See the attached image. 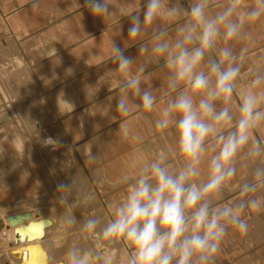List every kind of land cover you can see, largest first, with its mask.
Here are the masks:
<instances>
[{
	"label": "clouds",
	"instance_id": "1",
	"mask_svg": "<svg viewBox=\"0 0 264 264\" xmlns=\"http://www.w3.org/2000/svg\"><path fill=\"white\" fill-rule=\"evenodd\" d=\"M85 6L96 17L113 13L108 0H85ZM120 13L130 21L127 38L132 42L126 48L111 41L117 68L107 73L117 79L120 93L115 109L125 116L135 109L174 144L121 177L127 190L121 201L109 204L113 218L78 221L71 214L64 223H81L84 238L96 237L106 249L125 244V264H216L230 228L247 234L245 210L264 206L260 198L224 202L242 157L257 162L252 176L264 182V138L253 135L264 128V55L249 61L255 42L250 26L264 27V0H216L214 5L187 0V6L183 0H143L139 13L123 7ZM242 41L247 43L237 51ZM132 47L144 57L138 64L137 56L125 54ZM53 55L56 65L62 63L55 48ZM152 64L167 69L159 97L163 106L154 119L144 115L156 112L158 102L150 84ZM65 75H74V69L66 68ZM85 95L94 99L87 88ZM57 105L61 115L75 109L63 91ZM120 127L127 134L128 123ZM43 143L55 148L58 142L49 137ZM256 187L248 182L240 191L247 194ZM70 188L61 184L58 192ZM57 204L69 206L63 196ZM66 256V264L116 260L111 251L80 245L70 247Z\"/></svg>",
	"mask_w": 264,
	"mask_h": 264
},
{
	"label": "crops",
	"instance_id": "2",
	"mask_svg": "<svg viewBox=\"0 0 264 264\" xmlns=\"http://www.w3.org/2000/svg\"><path fill=\"white\" fill-rule=\"evenodd\" d=\"M108 2L113 13L100 18L90 12L85 0H0V216L22 211L23 206L55 190L72 206L86 204L88 216L101 208L95 206L97 193L103 208L100 217L111 218L106 198L112 190H127L119 183L121 177L134 173L151 153L173 146L171 137L154 132L135 109L127 116L115 109L120 93L117 79L107 73L117 68L111 57V41L126 48L132 42L127 38L130 21L120 8L139 13L143 0ZM183 3L187 6V0ZM210 3L214 5L216 0ZM250 30L255 41L249 51L251 62L264 55V27L256 24ZM245 43L237 44V51ZM54 48L62 61L59 65ZM125 54L137 56V64L144 59L135 47L126 49ZM68 67L74 69L70 77L65 75ZM148 70L158 102L156 112L144 115L154 119L163 106L159 97L167 69L152 64ZM86 88L94 97L91 101L86 98ZM61 91L75 104L74 111L64 115L57 105ZM61 109L67 111L63 105ZM17 120L22 131L15 132L12 126ZM122 122L129 125L127 134L120 127ZM35 123H39V132L30 130ZM253 135L264 138V128ZM49 137L58 142L55 148L44 145ZM256 164L250 158L238 161L225 203L264 200V182L252 176ZM248 182L256 184V191L244 194L240 186ZM61 184L71 188L59 193ZM83 187L90 190L87 195H79ZM100 188L111 192L103 195ZM243 216L249 225L247 234L230 228L216 264H264V206L246 209ZM9 256L11 264H19L10 252Z\"/></svg>",
	"mask_w": 264,
	"mask_h": 264
},
{
	"label": "rangeland",
	"instance_id": "3",
	"mask_svg": "<svg viewBox=\"0 0 264 264\" xmlns=\"http://www.w3.org/2000/svg\"><path fill=\"white\" fill-rule=\"evenodd\" d=\"M1 40L2 37H0V46H1ZM3 48L0 47V52ZM36 124L30 126V130L34 132H38L36 128ZM12 131H22V124L19 123V121H16V124L12 126ZM84 177V174H79V177ZM88 189L83 187V189H79V195H87ZM99 191L101 194H108L111 192V189L108 188H100ZM68 194L66 196H70L69 191H67ZM126 190H112L110 196H108L107 203H113L121 201L125 196ZM94 196L96 197V207L100 205V209L96 210V213L94 216L99 215L102 216L101 212H103L102 204L100 203L99 199L97 198V193H94ZM57 197H60V194H58L55 190H53L47 197H43L42 199L37 198L33 201L32 205L23 206L21 210L23 209H31L32 212H36L37 214H43V215H50L54 219L55 227L53 228V231L50 232L48 235L49 237L47 240H45V243L50 249L52 255L58 259L65 260L67 259V251L70 247L74 245H80L84 248H94L97 251L104 252V251H111L114 255L116 253V260L115 264H125L126 256L128 249L125 244L117 242L114 245L109 246L107 249L104 247V244L106 242H101L97 240L96 237L89 236L88 239L84 238V234L81 232V223H77L75 225H66L64 223V217L66 215L74 214L78 221H83L84 219L88 218L87 214V205L81 204L79 206L76 205H70L69 206H63L57 204ZM72 211V213H71ZM111 211V209H110ZM111 218L112 217V211H111ZM106 218L105 220L111 219ZM102 219V218H101ZM13 245L12 240L7 238L6 236L3 237L2 241L0 242V264L5 262V264H8V261L10 258L9 256V248ZM118 255V256H117ZM55 258V259H56ZM93 264H101L100 261H94Z\"/></svg>",
	"mask_w": 264,
	"mask_h": 264
},
{
	"label": "bare ground",
	"instance_id": "4",
	"mask_svg": "<svg viewBox=\"0 0 264 264\" xmlns=\"http://www.w3.org/2000/svg\"><path fill=\"white\" fill-rule=\"evenodd\" d=\"M3 42L5 43L4 40ZM36 125H37L36 128L39 132L40 131L39 124ZM0 217H1L0 237L3 239V237L6 236L8 239L9 238L12 239L13 242L12 246L18 247L16 249L14 248L12 249V247L10 246L11 247L10 249L12 250L9 251L16 260L20 261L19 264H61L63 260L61 259L56 260L55 259L56 257H54L55 256L54 253L51 252L50 249H48L45 243L46 238L49 237L48 235L50 234L51 231H53V228L55 227L54 219L50 217V215L49 216L46 214L39 215L30 210H22L15 213L11 212V214L6 213L5 215H2ZM52 253L54 256L52 255ZM6 262H8V264H11L10 261H6ZM63 262L64 264H66L65 260Z\"/></svg>",
	"mask_w": 264,
	"mask_h": 264
},
{
	"label": "built area",
	"instance_id": "5",
	"mask_svg": "<svg viewBox=\"0 0 264 264\" xmlns=\"http://www.w3.org/2000/svg\"><path fill=\"white\" fill-rule=\"evenodd\" d=\"M2 238L0 237V242H1Z\"/></svg>",
	"mask_w": 264,
	"mask_h": 264
}]
</instances>
